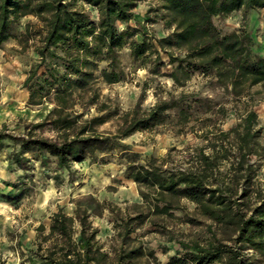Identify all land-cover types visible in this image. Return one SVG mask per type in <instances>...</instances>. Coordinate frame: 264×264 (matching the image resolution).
Instances as JSON below:
<instances>
[{"label": "trees", "instance_id": "16d2710c", "mask_svg": "<svg viewBox=\"0 0 264 264\" xmlns=\"http://www.w3.org/2000/svg\"><path fill=\"white\" fill-rule=\"evenodd\" d=\"M143 1L0 0V50L9 40L16 41L19 52L32 49L36 61L24 85L27 105L51 106L38 122L19 119V134L1 126L0 151L6 143L12 147L9 165L28 171L33 160L46 168L52 158L57 169L69 170L96 153L117 152L124 177L136 185L142 200L133 205L137 213L131 217H120L111 203L91 195L72 201V215L59 208L46 235L43 225L36 228L43 244L36 249L39 264H160L131 234L149 214L170 216L173 210H184L182 200L210 222V237L180 241L183 251L164 264H264V179L256 178L257 168L250 163L262 148L252 106L254 97L264 94V53L254 50L246 30L224 33L213 23L238 11L264 10V0H150L143 20L136 19ZM29 17L35 22L21 25ZM158 22L167 31L161 37L150 29ZM123 52L132 68L151 77L165 76L180 87L194 74L211 79L231 98L239 122L228 131L204 129L206 145L193 149L183 170L132 153L124 140L167 124L181 133L203 104L195 94H180L146 110L139 105L122 114L110 110L99 101L96 82L124 80ZM165 67L168 73H162ZM92 107L95 114L88 116ZM227 111L217 107L214 116L224 118ZM115 117L113 131H99ZM204 121L213 123L211 118ZM104 211L119 217V246L112 259L98 244V230L90 221ZM189 221L198 223L194 217Z\"/></svg>", "mask_w": 264, "mask_h": 264}, {"label": "rangeland", "instance_id": "374dc122", "mask_svg": "<svg viewBox=\"0 0 264 264\" xmlns=\"http://www.w3.org/2000/svg\"><path fill=\"white\" fill-rule=\"evenodd\" d=\"M150 0L137 7L136 19L143 20ZM35 22L32 17L25 22ZM214 25L224 33L246 30L254 41V50L264 53V10L235 12L225 18H214ZM157 37L167 33L161 22L150 27ZM164 61L166 56L161 55ZM36 56L32 49L19 52L15 40H9L0 50V128L3 124L14 134L22 132L16 126L19 119L27 122H38L47 114L51 106L43 104L37 107L27 105V92L24 85L29 79V70L35 63ZM122 67L125 73L123 81L106 85L96 82L99 90V101L105 103L110 110L119 114L139 105L146 110L159 101L180 94H195L202 100L192 120L181 133H176L171 125L137 132L124 140L129 151L141 157L152 156L164 162L165 168L186 169L190 165V157L195 147L205 146L203 130L229 128L238 123V113L231 109V98L211 79L194 74L183 86H177L165 76L151 77L145 70L132 68L126 52L122 53ZM169 67L162 69L168 73ZM252 109L259 119L262 148L250 158V163L257 168L256 178L264 179V94L254 97ZM243 100L237 106L242 112ZM211 107V112L206 108ZM217 107L228 109L226 117L214 116ZM95 114V108H88L87 115ZM213 119V123L204 121ZM117 118H112L99 131H113ZM49 137V132H44ZM12 147L6 143L0 151V264H39L36 249L40 244L36 228L43 225L42 236L48 233L50 217L59 208L67 215L73 214V200L91 195L100 202H109L114 209L120 211V217L133 216L137 213L133 205H140L142 200L136 185L124 177L120 153H96L95 158L82 163H74L69 170L56 168L53 159H49L46 168L33 160L28 171L18 170L9 165L8 155ZM209 152L208 150H205ZM229 163L223 166L227 168ZM184 210H173L170 216H149L144 224L131 234L143 246L152 252L160 264L176 253L183 251L180 241L199 239L204 241L210 237L206 227L210 224L194 214V205L182 200ZM144 213H147L144 209ZM194 217L198 223L190 222ZM119 217L115 213L104 211L101 217H92L91 225L98 230L96 239L102 250L109 253L112 259L118 250L119 240L117 223Z\"/></svg>", "mask_w": 264, "mask_h": 264}]
</instances>
